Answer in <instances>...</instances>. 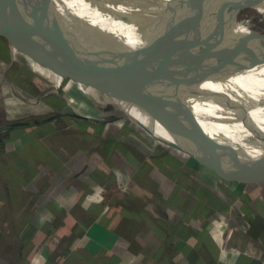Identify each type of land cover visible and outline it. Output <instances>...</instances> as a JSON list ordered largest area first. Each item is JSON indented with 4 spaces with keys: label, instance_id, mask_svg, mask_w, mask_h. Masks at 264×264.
I'll use <instances>...</instances> for the list:
<instances>
[{
    "label": "crops",
    "instance_id": "obj_1",
    "mask_svg": "<svg viewBox=\"0 0 264 264\" xmlns=\"http://www.w3.org/2000/svg\"><path fill=\"white\" fill-rule=\"evenodd\" d=\"M89 118L0 130V264H264V171L237 182L153 130ZM263 118L190 132L205 146L263 143Z\"/></svg>",
    "mask_w": 264,
    "mask_h": 264
},
{
    "label": "water",
    "instance_id": "obj_2",
    "mask_svg": "<svg viewBox=\"0 0 264 264\" xmlns=\"http://www.w3.org/2000/svg\"><path fill=\"white\" fill-rule=\"evenodd\" d=\"M92 1L96 8L101 10V5H98L100 0ZM108 1L118 9L115 18L137 28L145 41L143 45L131 47L126 44L123 37L82 17L78 18L72 14L69 16L66 10H64L66 15L59 14L54 0H44V6L56 20L61 21L79 36L76 46L62 45L57 39L45 41L26 18L12 9V6L2 4L0 37L43 64L51 67L55 63L67 66L69 78H71L69 71L87 74V78H92L99 84L103 92L118 101H129L142 107L153 106L162 115L163 125L171 137V140L162 139L163 141L201 161L226 168L234 181H252L257 172L264 171V145L260 148L263 153L258 157H252L240 150L210 148L194 141L186 122L197 119L199 115L196 113L195 105L183 101L179 96L181 83L171 69L173 63L181 65L198 85L203 87L236 76L243 71L209 63L183 44L171 19L176 0ZM117 53L124 57L129 71H122L115 57ZM58 92L62 95V89H58ZM202 94L225 113L249 107L264 114V97L249 96L252 103H246L232 93L220 91L218 93L205 88ZM76 117L87 121H99L89 117ZM127 117L123 115L106 122L125 120ZM128 119L154 133L137 120L130 117ZM19 125L22 124L16 123L13 126Z\"/></svg>",
    "mask_w": 264,
    "mask_h": 264
},
{
    "label": "rangeland",
    "instance_id": "obj_3",
    "mask_svg": "<svg viewBox=\"0 0 264 264\" xmlns=\"http://www.w3.org/2000/svg\"><path fill=\"white\" fill-rule=\"evenodd\" d=\"M182 1L183 0H176L174 5L179 4ZM5 2L0 0V4L5 6H12L11 8L16 10L21 16H29L30 21L33 19V17L39 16V22L42 25V28H40V30L35 29V31L38 35H40V37L43 36L45 41L57 39V42L62 45L68 44L76 46L72 43H66V40L64 38L66 25L61 22L59 29H57L56 26H54V28L53 23L50 22V20L47 21L46 17L42 18V12H40L38 8H35L39 7L48 12L46 10V7H42L40 6V4H36L31 1L28 2L29 4L25 1L21 2L16 0H7ZM202 4H204L205 11L191 24L201 26L214 24L217 15L227 13L228 11L239 7V5L232 0H212L209 4L207 2H204ZM193 6L194 3L187 5L186 7L188 8L185 7V9L180 14L176 15L175 19L177 21H180L181 18L182 20L189 18ZM113 8L114 6L109 8V11H107V13L117 15L118 9L113 10ZM208 8L209 10H215L219 12V14L215 15L209 13ZM184 14L186 15V17ZM237 16H239L238 22L245 23L253 37L264 41L263 16H261L251 8H247V11L243 13H241L240 11L236 12L233 14L232 17L237 18ZM30 23L31 22H29V24ZM226 23L227 21L224 22V24ZM77 37L79 38L78 35ZM0 41H2L7 50L6 59H0V130L3 129L6 124L27 122L32 120L41 121L48 118L54 119V117L58 116V114H64V119L66 120V122L73 123V126H77V124L83 123V120L77 118L76 116L96 117L101 120H112L123 115L128 116L127 111L121 108L120 102L110 94L103 92L99 84L95 83L92 78H87V74L78 71H69L71 78L67 77L66 80L64 72L65 70L68 71L67 66L58 63L53 64L52 67L48 66L47 64H43L30 57L23 51L19 50L18 47V50L16 51V46L11 45L4 38L0 37ZM217 65H222L230 68V66L225 63H220ZM36 66H40L41 68L46 69V72L44 73L43 69L38 68ZM231 67L232 69H236V67L240 66L231 65ZM173 68L176 69L179 68V66ZM176 71L179 72L181 70ZM62 78L65 79V84L62 83V85H59V87H57L56 89L54 87L55 84H59ZM191 78L192 77L189 74L184 75L182 78L183 84L187 83L186 88H190L200 98L204 97L202 92L205 90V88H207V86L205 85V88L198 84L192 86ZM219 83H221L222 86H226V90L224 91L231 90L232 94H237L240 91H243L245 87L241 86V82L236 83L235 81H233V79L231 80L229 78L219 81L216 84ZM216 86L212 89H207L214 91ZM60 87L62 89V95H60L58 92V89ZM93 91L96 93L94 94ZM249 96L251 98L257 96L264 97V73H261L256 76L254 81L251 83L248 93V97ZM65 97H67V99H64ZM248 99L250 100V98ZM72 101L78 103L77 108H73L71 104H69V102ZM122 103L125 105L126 108L129 109V105L131 104V102L122 101ZM137 106L140 107V110L144 109V107L140 105H136V107ZM145 107L147 108V112H149L152 106L149 105ZM244 111H247V108L243 110H238L233 114H224V116L222 115L220 117L227 119V117L235 116L237 115L236 113ZM198 117L202 118L203 116ZM63 120L59 119L55 122V125L65 126L66 124H68L66 122H63ZM150 120H152L151 116ZM153 121L154 120H152L151 122ZM222 122L226 123V120H222ZM115 126L124 129L125 127L130 129L133 127H140V125L131 121L130 119H128V117L125 120H119L115 122ZM257 126L264 128V118L260 122H258Z\"/></svg>",
    "mask_w": 264,
    "mask_h": 264
},
{
    "label": "bare ground",
    "instance_id": "obj_4",
    "mask_svg": "<svg viewBox=\"0 0 264 264\" xmlns=\"http://www.w3.org/2000/svg\"><path fill=\"white\" fill-rule=\"evenodd\" d=\"M2 1L5 2L7 0H2ZM16 1H21V2L25 1L27 3L31 1L36 4H40V6L42 7H45L44 0H41L42 1L41 3L34 0H16ZM203 1L209 4L212 0H193L189 2L182 1L179 4L174 5L171 19L175 31L178 37L180 38V40L183 42V44L186 47H188L190 50L198 54L200 57H202L209 63H212L214 65L225 63L228 66H230V68H232L231 65L240 66V67H236V69L243 71V73L233 77H229V79L231 80L233 79V81H235L236 83L241 82L240 83L241 86H245L243 91H240L235 95L238 96L237 98L239 100L246 101V103H249L251 100L248 99V93L251 83L254 81L256 76H258L261 73H264V41L253 37L247 25L243 22H238L239 16H237V18H234L232 16L236 12L240 11L241 13H243L247 11V8H251L252 10L256 11L258 14L264 17V0H232L236 2L239 5V7L232 9L227 13L219 14V12L215 10H209L208 8L209 13L215 15L219 14L217 15L214 24L207 26L191 24L198 17H200V15L205 11L204 4H202L204 3ZM54 2L59 13L65 14L67 12L69 16L75 15L78 18L82 17L94 25L96 24L100 25L106 30H109L111 33L123 37L124 41H126V44L131 47H137L138 45H143L145 43L143 36L139 33L137 28L124 23L121 19L115 18L114 14L107 13V11H109V8L113 7V5L108 0L99 1L100 4L98 5H101V10L96 8V5L93 3L92 0H54ZM192 3H194V6L192 7L190 17L183 20L180 17L181 20L177 21L175 19L176 15L180 14L187 5ZM35 8H38L40 12H42L43 15L41 16L42 18L46 17L47 21L50 20V22L53 23V27L56 26L57 29L60 28L61 21L56 20V18L53 17L52 14L46 12L45 10L39 7H35ZM116 9H117L116 7L113 8V10ZM64 10H66V12ZM24 18H26L29 22H31L30 24H32L35 29L40 30V28H42V25L39 22V16L33 17L31 21L29 20V16L28 17L25 16ZM225 21H227L226 24H224ZM65 27L66 30L64 33V38L66 40V43H72L77 45L79 42V38L77 37V34L73 32L68 26ZM17 50L18 49L16 47V51ZM257 56H259L261 59H258ZM115 57L121 68L123 69L125 68L126 70L129 69L126 60L121 54L117 53ZM178 66L179 68H176ZM36 67L41 68L40 66H36ZM173 67H175L176 69H174ZM176 70L178 71L181 70V71L177 72ZM171 71L178 77L181 85L183 84V80H182L183 76L189 74L181 65L177 63H173ZM43 72L45 73L46 69H43ZM64 73H65V78L67 80L68 71L65 70ZM191 80H192L191 83L192 86L198 84V82L193 77L191 78ZM64 82L65 79L62 78L61 82L57 84L58 87L59 85H62V83L65 84ZM182 86H181V90L179 91V96L182 98L183 101L195 105L197 115L203 116L202 118L198 117L197 120L194 121L193 120L187 121L186 125L189 128V130L200 127L203 124L208 125L209 122H205V121L209 117L219 118L222 115L224 116V114L235 113V112L232 113L222 112L223 109L219 108V106L214 104L211 100H208V98L205 97L200 98L190 88L188 87L186 88L187 83H184ZM206 86L209 89H212L216 86L213 92L218 91L219 93L220 91L222 93H228V94L231 93V90L224 91L226 90L225 89L226 86H222L221 83L219 84L209 83L206 84ZM55 88L57 89V87ZM93 93L95 94L96 92L93 91ZM64 99H67V97H65ZM74 102L75 101L69 102V104H71L73 108H77L78 103L77 102L74 103ZM129 106H130L129 109L133 110L134 106L136 107V103L131 102ZM142 110H143L142 120L136 119L131 112L128 115V117H130L133 120H137L138 122L142 123L144 126L152 129L160 136L171 140V137L169 136V133L167 132L166 128H163L164 125L162 122V115L160 114V112L153 106L150 108L149 112H147L146 107H144V109ZM236 114L237 115L235 116L228 117V124H230L233 127H237L240 124H244L247 120H249L252 117H257L259 119V117L262 116V113L258 111H253L252 109H249V107L247 108V111ZM150 116L152 117V120H154L153 122H151L152 120H150ZM199 145L205 146L203 144H199ZM263 145L264 142L250 143L247 145H218V146H206V147L228 148V149L231 148L232 150L233 149L240 150L245 155L258 157L263 153L261 152L260 149L261 147H263Z\"/></svg>",
    "mask_w": 264,
    "mask_h": 264
},
{
    "label": "trees",
    "instance_id": "obj_5",
    "mask_svg": "<svg viewBox=\"0 0 264 264\" xmlns=\"http://www.w3.org/2000/svg\"><path fill=\"white\" fill-rule=\"evenodd\" d=\"M6 57H7V50L5 48V45L2 43V41H0V59L5 60Z\"/></svg>",
    "mask_w": 264,
    "mask_h": 264
}]
</instances>
